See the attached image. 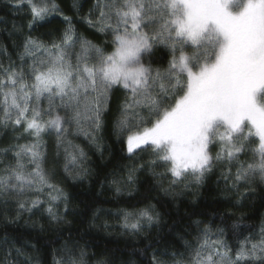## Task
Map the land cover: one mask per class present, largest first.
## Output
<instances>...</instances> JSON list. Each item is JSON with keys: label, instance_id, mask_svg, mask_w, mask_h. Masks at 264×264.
<instances>
[{"label": "snow or ice", "instance_id": "1", "mask_svg": "<svg viewBox=\"0 0 264 264\" xmlns=\"http://www.w3.org/2000/svg\"><path fill=\"white\" fill-rule=\"evenodd\" d=\"M15 6L26 7L29 19L27 32L14 25L9 33L19 38L13 41L17 60L5 49L8 63H0V128L13 132V142L0 149L6 158L11 154L0 161V264H48L49 254L51 264H91L85 238L106 210L71 207L57 167L62 158L64 179L88 176L87 153L69 137L82 136L99 150L109 124L115 152L132 161H117L110 173L117 195L143 172L157 181L148 191L158 186L164 194L199 188L217 172V182L240 196L251 195L252 184L264 186V0H94L83 16L73 0L75 20L57 0H15ZM57 20L62 28L41 33L51 39L31 34ZM78 23L110 36L111 51L88 39ZM119 90L124 95L114 100ZM46 136H54L51 168L45 167ZM138 153L148 159L137 160ZM151 199L114 214L118 227L146 241L133 253L139 264H264V221L259 233L241 231L229 243L239 224L190 220L195 239L184 253L170 252L159 233L150 240L145 234L162 223ZM89 212V230L71 227L69 214L83 224ZM24 214L47 220L55 238L37 235L33 245L22 234L9 236ZM95 264H116L115 254Z\"/></svg>", "mask_w": 264, "mask_h": 264}, {"label": "trees", "instance_id": "2", "mask_svg": "<svg viewBox=\"0 0 264 264\" xmlns=\"http://www.w3.org/2000/svg\"><path fill=\"white\" fill-rule=\"evenodd\" d=\"M57 2L60 4L64 14L72 16L74 20L76 19L77 13L72 8L73 0H57ZM93 2L94 0H78L79 5H81L79 15H86ZM26 12V7L18 8L15 6V0H0V63L5 65L8 63L5 49L11 55L12 60H17V50L13 47V41L19 43V38L16 35L10 36L9 33L13 32L14 25L23 27L24 32L28 31L26 25L29 17ZM57 27H63L58 20L49 25L47 29L33 31L31 34L41 39L49 40L51 37L42 36L41 33ZM77 28L93 43L104 47L106 51H111L110 36L96 33L82 23H78ZM123 95L122 90L115 91L114 100L118 97L122 98ZM114 109L115 104H113ZM109 119L111 118L109 117ZM12 136L13 132L11 130L0 128V149L7 147L9 143L13 142ZM45 139L49 144V160L45 167L51 168L53 166L51 154L54 150V136H46ZM69 139L84 148L87 153L85 167L90 170L89 175L83 179H64L63 160L61 158L60 165L57 167L58 179L63 180L62 186L72 197L71 207L82 210L85 204L88 203L92 204L94 209L106 210V214L95 221V227L90 229L92 237L85 238L89 242L86 251L91 257V264H95L98 258H107L113 254L116 257V264H121L122 261L126 260L136 261L139 264L141 257L133 253L134 250L142 249L146 241H142L141 237L132 236L118 227V220L114 214L118 209L129 208V206L142 207L145 196L153 197L150 203L155 205L156 211L161 215L162 222L159 228L145 229V234L150 240L158 238L157 234L159 233L168 242L167 246L170 252L178 251L184 253L187 247L186 242L195 239L196 232L188 227L190 220L200 219L206 224H212L215 221L221 227L225 226L220 223L221 220L226 221L228 227H231L234 223L239 224L236 232L228 235L229 243H234L238 233L241 231L245 236L249 234V231L253 234H257L260 231L261 221H264V191H262L264 186L252 184L250 189L252 194L240 196L234 192H228L223 181L217 182L219 178V172H217L216 176L211 177L209 181L199 188L176 189L172 194H164L158 186L153 191H148L149 187L157 184V181L149 173L143 172L137 173L138 179L136 183L124 186L122 192L117 195L110 184L112 179L110 173L117 161L121 165H129L132 161L127 159L120 160V154L115 152L117 145L114 143L115 136L111 133V125L109 124V127L105 129L104 138L101 141L102 147L99 150L92 147L82 136H70ZM19 142L24 143L25 141L21 140ZM141 158L148 159V154L138 153L136 159L140 160ZM5 159H11V154L7 158L0 155V161ZM241 159H248V157H241ZM162 170V168L157 169V171ZM73 175H75V172ZM106 175L108 176L107 180L105 179ZM166 186L167 182L165 181ZM240 191L245 192V187H241ZM193 211L203 212L205 215L192 216ZM108 212L113 214L108 215ZM225 213H228L230 218L225 216ZM8 215L14 217L15 213L10 212ZM91 215V212H89L88 218L83 224L80 223L78 217L74 218L71 214L67 216V219L72 221L71 227L73 229L80 228L81 232H84L89 230V224L92 223ZM26 221L28 222L27 224ZM105 221L111 227H101L100 225ZM32 222L37 224L36 229L29 226ZM39 225H43L46 230L40 232ZM253 225H255L254 228L252 227ZM13 228H18L19 231L14 232ZM4 229L5 225L0 221V236L3 235ZM21 234L23 240L33 245L37 244V235L44 240L55 238V232L48 227L47 220L42 219L39 214L32 216L31 220H29L27 214H24L18 225L8 228L9 236ZM83 243L84 241H81V244ZM16 246L19 247L20 244ZM27 251L31 254L33 249L29 248ZM38 255L43 260V251L38 253ZM51 259L52 257L49 254L48 264H51Z\"/></svg>", "mask_w": 264, "mask_h": 264}]
</instances>
